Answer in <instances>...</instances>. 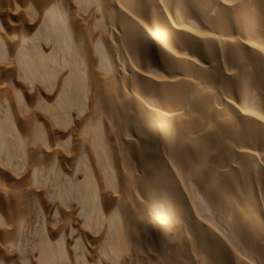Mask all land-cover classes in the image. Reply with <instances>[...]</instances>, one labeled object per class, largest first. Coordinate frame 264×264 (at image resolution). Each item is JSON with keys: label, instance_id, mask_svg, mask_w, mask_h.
Here are the masks:
<instances>
[{"label": "bare ground", "instance_id": "6f19581e", "mask_svg": "<svg viewBox=\"0 0 264 264\" xmlns=\"http://www.w3.org/2000/svg\"><path fill=\"white\" fill-rule=\"evenodd\" d=\"M0 264H264V0H0Z\"/></svg>", "mask_w": 264, "mask_h": 264}]
</instances>
